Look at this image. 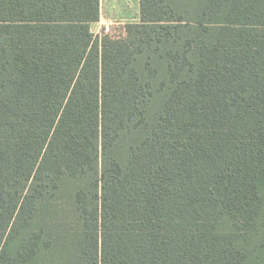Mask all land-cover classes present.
<instances>
[{
	"label": "trees",
	"instance_id": "trees-1",
	"mask_svg": "<svg viewBox=\"0 0 264 264\" xmlns=\"http://www.w3.org/2000/svg\"><path fill=\"white\" fill-rule=\"evenodd\" d=\"M0 0V264H264V0Z\"/></svg>",
	"mask_w": 264,
	"mask_h": 264
},
{
	"label": "rangeland",
	"instance_id": "rangeland-1",
	"mask_svg": "<svg viewBox=\"0 0 264 264\" xmlns=\"http://www.w3.org/2000/svg\"><path fill=\"white\" fill-rule=\"evenodd\" d=\"M100 4V20L91 25L95 35H115L126 24L141 21L140 0H100ZM106 26L111 28L109 33H104Z\"/></svg>",
	"mask_w": 264,
	"mask_h": 264
},
{
	"label": "built area",
	"instance_id": "built-area-1",
	"mask_svg": "<svg viewBox=\"0 0 264 264\" xmlns=\"http://www.w3.org/2000/svg\"><path fill=\"white\" fill-rule=\"evenodd\" d=\"M111 31V28L109 26H106L104 29V33H109Z\"/></svg>",
	"mask_w": 264,
	"mask_h": 264
}]
</instances>
